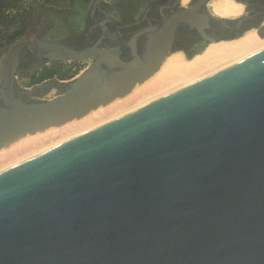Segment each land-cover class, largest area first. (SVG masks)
Wrapping results in <instances>:
<instances>
[{
  "label": "water",
  "instance_id": "obj_1",
  "mask_svg": "<svg viewBox=\"0 0 264 264\" xmlns=\"http://www.w3.org/2000/svg\"><path fill=\"white\" fill-rule=\"evenodd\" d=\"M110 1L71 39L40 28L1 54L0 151L128 97L181 39L232 43L264 23V0H232L237 19L208 11L223 0H161L127 25ZM25 60L92 63L23 89ZM0 264H264V49L0 174Z\"/></svg>",
  "mask_w": 264,
  "mask_h": 264
},
{
  "label": "rangeland",
  "instance_id": "obj_2",
  "mask_svg": "<svg viewBox=\"0 0 264 264\" xmlns=\"http://www.w3.org/2000/svg\"><path fill=\"white\" fill-rule=\"evenodd\" d=\"M130 1L131 0H111L109 3L111 5L128 7V4L130 3ZM192 1L190 4H188L186 6V8L192 4ZM92 2L89 5H86V4L79 2L77 0H64V2H63L64 5H62V6L53 5V6L61 8V11L58 13H55L53 11L47 10L43 14V18L47 21L46 28H43L45 30V38L47 40H50V41H65V40L71 39L75 34L81 33L85 29L86 20L88 18L89 12H90ZM133 2L136 5V8H138V11H137L138 15L137 16H139L141 11L151 2V0H133ZM42 5H45V0H22L19 3V6L17 9H15V8L7 9L6 14L11 15V16H15L18 14H24L25 15L28 13L29 19H31V17H32V20L28 19V25H29L28 27L30 28V26H31V31H30V34H31V32H33L37 27H39L38 25L40 23V21H39L40 17L38 18V15L35 13H36V10L40 9V6H42ZM2 8H4V4H3ZM112 15H113V17L118 18L117 13H113ZM244 15H246V12L243 8V12H242L241 17ZM262 26L263 27L260 31L261 35L260 36L257 35L258 38L260 39V45L262 43L264 44V25H262ZM5 31L6 30L2 29L0 31V33L4 34ZM27 32H26V34H27ZM25 35L23 37L19 38L18 40H21L22 38H24ZM237 43H239V42H237ZM232 44H234V43H232ZM263 44L261 47L260 46L259 47L262 48L264 46ZM228 45H230V44H228ZM259 47H258V49H260ZM210 48H211V46H208L206 44L200 45L199 48L196 49L195 53H193L189 56H184L185 59L189 60V61L179 59L182 63V66L187 69L190 66L194 65L197 62L198 58L201 57L202 55H204ZM5 49L0 50V58H1V54L4 52ZM258 49L255 52L254 51L253 52L247 51V52L235 53L234 55L228 56V57L214 63L213 67L211 65L210 70L208 69L209 68V66H208V67H205L204 70L200 69L201 71L198 70L194 74L191 73L190 71H188L178 81H176V79H173L171 81H166L163 84V86L159 85L158 87L156 86V88H154V90H152L153 88L150 89V90H152V91H150V94H148L149 92L146 93L147 91L143 92V95H141L142 94L141 93L140 95L143 96V98L138 97L139 99L135 101L137 103L135 104V102H133L134 105L133 106L130 105V107H128L129 109L125 108L126 109L125 110L124 108H121V109L118 108L119 110L117 112H114L116 115L113 113V111H114L113 110L111 114L110 113L107 114V117H106V113L103 114L104 116L100 115V117L98 116L94 121H93V119L90 121H87L86 122L87 124H84L85 127H82L83 126L82 125L80 127L81 129L79 128V130H78V128L77 129L75 128V130H77V131L73 130V133H72V130H69V132L71 131L70 134L71 133L72 134L67 135L68 137L65 135L66 134V132H65L64 135L61 134V135H59V137L56 136L57 137L56 140L54 139L55 136H53V135H51L52 138L49 137V138L44 139V136H46L48 134H56L57 132L61 131L62 129H60L58 131H56V130L48 131L45 134H41V137H36V136L28 137V138L22 140L21 143L25 144L27 142L29 143L30 141H32V142H30L28 144V147L26 145V146H24L25 148L19 149V154H17L18 153L17 151L12 153L14 151V147L8 151L0 153V160H1L0 161V174L6 172V171H8V170H10L16 166H19V165H21V164H23V163H25L31 159H34V158H36V157H38V156H40V155H42L48 151H51V150L55 149L56 147H58L64 143H67V142H69V141H71V140H73V139H75L81 135H84V134H86L92 130H95V129H97V128H99V127H101V126H103V125H105V124H107L113 120H116V119L130 113V112H133L137 109H140V108H142V107H144V106H146V105H148V104H150V103H152V102H154V101H156L162 97H165V96H167V95H169V94H171V93H173V92H175V91H177V90H179V89H181L187 85H190L192 83L200 81V80H202V79H204V78H206V77H208V76H210V75H212V74H214V73H216L222 69H225V68L235 64L238 61H241V60L251 56L252 54H254L258 51L263 50L264 48H262L261 50H258ZM91 63H92V60H88V61H84V62H80V63H61L62 64V72L63 73L68 72L70 76H74L73 78H75V77L81 75L83 73V71L85 69H87ZM187 66H189V67H187ZM44 67L51 68L52 66L48 65V66H44ZM44 67L36 68V69H33V68L30 69L27 67L26 63L24 62L19 73H18V75H17L19 87H21L23 89H30L34 85L39 84V83H37L36 80H37L38 75L41 73V71ZM163 70H161L157 76H159ZM206 70H208V72ZM204 71H206V72H204ZM55 79L59 80L58 77H55ZM65 81H69V80H65ZM151 81H149L148 83L150 84ZM148 83H146V84H148ZM148 85H144V86H148ZM159 87H161V88L158 89ZM138 89L139 90L143 89V86L140 88H137L136 91H138ZM55 93H56V91H54V90L43 91V92L39 93L36 97L41 98V99H49V98H52L55 95ZM145 94H146V96H145ZM129 98H126L124 100H127ZM118 102H121V101H118ZM122 110H124L123 113H122ZM99 112H102V110H99ZM88 122H90L91 124ZM72 124H74V123H72ZM89 126L90 127L92 126L93 128L91 127L92 129L90 130ZM86 128H87V131H86ZM65 129H63V130H65ZM72 129H74V128H72ZM67 133H68V131H67ZM62 135L64 137L66 136V138L65 139H64V137L62 138ZM47 139H49V140H47ZM34 144H36V145H34ZM26 147L29 149H27ZM24 149H26V150H24ZM10 154L12 156L14 154V156L11 159H10V157H11ZM7 156L9 157L8 159L5 158Z\"/></svg>",
  "mask_w": 264,
  "mask_h": 264
},
{
  "label": "bare ground",
  "instance_id": "obj_3",
  "mask_svg": "<svg viewBox=\"0 0 264 264\" xmlns=\"http://www.w3.org/2000/svg\"><path fill=\"white\" fill-rule=\"evenodd\" d=\"M192 0H181V6L182 7H186L188 4L191 3ZM234 3V4H233ZM235 2H233L232 0H223V1H213V2H210L207 6V9L208 11L214 16V17H217V18H220V19H237V18H240L241 15H242V12H243V6L241 7V5L239 4H236ZM259 33H257L256 31H250L248 33H246L244 35V37L239 40V41H236V42H232V43H220V44H212V45H209L211 46V48L204 54L202 55L201 57L198 58L197 62L192 65V66H187L189 68H184L182 66V63L181 61L179 60V58H172V57H179L178 54L176 55H173L172 57H170L166 63L163 65V67L161 68L162 73L157 76L160 71L149 81L150 84L148 82V84H143V89L136 91L137 88H140L142 86H138L135 88V90L126 98H129L127 100H124V99H119V100H116L115 102H113L111 105L107 106L106 108H100L99 110H102V112H99V110L93 112L92 114L88 115L87 117H85L84 119L80 120V121H74L62 128H57V129H50L48 131H51V130H60L62 129L61 131L57 132L56 134H48L46 136H44V139L46 138H49L51 137V135L55 136V140L57 137H59V135L63 134L66 132V136L67 135H71L73 133V130H75V128L79 130V128L82 126V127H85L84 124H87L86 122L87 121H90L93 119V121L100 115H103L106 113V117H107V114H111L112 111L113 113L114 112H117L119 109L121 108H128L130 107V105H134L133 102H135L136 100H138L139 98L138 97H142L141 95H143V92L147 91L146 93L150 94V91L154 90V88H156V86L158 87L159 85H162L166 82V81H171L173 79H176V81H178L183 75H185V73H187L188 71H190L191 73H195L197 72L198 70L201 71L200 69L204 70L205 67H208L209 66V70H210V66L212 65L213 67V64L216 63L217 61L219 60H222L228 56H231V55H234L235 53H241V52H247V51H256L258 49V47L262 46V44L260 45V39L258 38ZM248 36V37H247ZM239 42V43H237ZM262 42V41H261ZM230 44V45H228ZM264 45V44H263ZM259 47V48H260ZM264 48V46L262 47ZM262 48L258 49V50H261ZM207 69V68H206ZM208 72V70H206ZM204 71V72H206ZM203 72V71H202ZM175 81V80H174ZM144 85H148V86H144ZM153 88V89H152ZM161 87H159L158 89H160ZM152 89V90H150ZM142 93V94H141ZM141 94V95H140ZM146 96V94H145ZM118 101H121V102H118ZM118 102V103H117ZM137 102H135L136 104ZM108 108V109H107ZM119 108V109H118ZM106 109V110H105ZM117 109V110H116ZM129 109V108H128ZM126 110V109H125ZM124 110H122V113H123ZM115 114V113H114ZM118 114V113H117ZM113 115V114H112ZM116 115V114H115ZM121 115V114H120ZM90 116V117H89ZM104 116V115H103ZM109 116V115H108ZM102 117V116H101ZM86 119V120H85ZM111 119V118H110ZM92 121V122H93ZM90 123V122H88ZM105 123V122H104ZM91 124V123H90ZM89 125V124H88ZM100 125V124H99ZM96 126V125H95ZM90 127V126H89ZM92 127V126H91ZM90 127V130L93 128ZM66 128V129H65ZM74 128V129H72ZM65 129V130H63ZM81 129V128H80ZM83 129V128H82ZM69 130H72V133L70 134ZM46 131V132H48ZM68 131V133H67ZM77 131V130H75ZM86 131H87V128H86ZM46 132L44 133H41V134H45ZM41 134H37L35 135L36 137H41ZM62 135V138L64 137ZM76 135V134H75ZM57 136V137H56ZM66 136L64 137V139L66 138ZM28 137H34V136H27L25 138H23L22 140L28 138ZM68 137V136H67ZM52 138V137H51ZM20 140L19 142L15 143L13 146H11L9 149H6V150H2L0 151L1 152H5V151H8L10 150L11 148L14 147V152H18L17 154H19V149H23L25 148L24 146L27 145L28 147V144L32 141H30L29 143H21ZM49 140V139H47ZM39 141V140H38ZM33 145V144H32ZM36 145V144H34ZM26 147V148H27ZM32 147V146H31ZM29 149V148H27ZM26 150V149H24ZM21 151V150H20ZM11 153V154H12ZM22 153V152H21ZM10 154V155H11ZM14 156V154H13ZM11 155L10 159L13 157ZM16 157V156H15ZM5 158H9L8 156L5 157ZM1 161V160H0Z\"/></svg>",
  "mask_w": 264,
  "mask_h": 264
},
{
  "label": "flooded vegetation",
  "instance_id": "obj_4",
  "mask_svg": "<svg viewBox=\"0 0 264 264\" xmlns=\"http://www.w3.org/2000/svg\"><path fill=\"white\" fill-rule=\"evenodd\" d=\"M158 1H161V0H151V2L141 11V13L139 14V16H137L138 14V8H136V5L134 4L133 0L130 1V3L128 4V7H121V6H118V5H111L110 3H107L105 5V8L106 10L107 9H111V12H107L108 14H110V16L115 19V21L117 22H120L122 24H130V23H133L134 21H141L144 14H145V11L147 10L148 7H150L151 5L155 4L156 2ZM234 4V3H233ZM92 5V4H91ZM236 5V4H235ZM53 5H42L40 6V9L36 10V13L38 15V18H39V27H37L33 32L31 33H34L36 32L37 30H39L40 28H46L47 26V21L43 18V14L47 11V10H50V11H53L55 13H58L61 11V8L59 7H52ZM242 7V6H241ZM244 8V7H242ZM245 10V9H244ZM247 10H245L246 14H247ZM258 10L259 11H264V3H262L259 7H258ZM113 13H117L118 15V18H115L113 17ZM104 16L103 14H99L98 15V19H102ZM150 20H159L160 18V13L158 11H155L153 12L152 14L149 15L148 17ZM29 20H32V17L31 19ZM31 24V23H30ZM253 26H260V30L259 32L261 31L262 29V25H264V23H258V22H255L252 24ZM86 26V25H85ZM144 27V25H139L137 27H134V28H128V29H121V33L123 34H130V33H133V32H136V31H139L140 29H142ZM30 31H31V26L30 28L28 29V32H27V35L30 34ZM99 31V29H95V33L97 34ZM258 32V33H259ZM110 36L112 37H116V33H109ZM75 36V35H74ZM73 36V37H74ZM72 37V38H73ZM205 43L203 42H199V41H195V40H188V39H181L177 42L176 44V47L179 49V54L178 56L179 57H173V58H179V59H183L185 61H189V60H186L184 56H189L193 53L196 52V49L199 48L200 45H204ZM25 63L27 65L28 68H30L31 66V62L30 60H25ZM31 69V68H30Z\"/></svg>",
  "mask_w": 264,
  "mask_h": 264
},
{
  "label": "trees",
  "instance_id": "obj_5",
  "mask_svg": "<svg viewBox=\"0 0 264 264\" xmlns=\"http://www.w3.org/2000/svg\"><path fill=\"white\" fill-rule=\"evenodd\" d=\"M22 0H0V31L2 29L6 30L4 34L0 33V50L9 47L19 38L23 37L28 31V19L29 14H18L15 16H11L6 14V10L10 8L17 9L19 3ZM86 5H89L93 0H77ZM64 0H45V4L47 5H64ZM4 4V8L3 7ZM259 32V36H260ZM51 68L44 67L41 73L37 77V83H41L43 81L54 79L58 77L59 80L65 81L70 80L74 76H70L68 72H62V64L55 63L51 65Z\"/></svg>",
  "mask_w": 264,
  "mask_h": 264
}]
</instances>
